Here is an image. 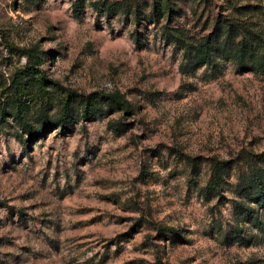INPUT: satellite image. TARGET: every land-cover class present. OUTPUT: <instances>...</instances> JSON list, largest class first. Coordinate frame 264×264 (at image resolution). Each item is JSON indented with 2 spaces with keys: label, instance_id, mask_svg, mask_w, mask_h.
<instances>
[{
  "label": "rangeland",
  "instance_id": "obj_1",
  "mask_svg": "<svg viewBox=\"0 0 264 264\" xmlns=\"http://www.w3.org/2000/svg\"><path fill=\"white\" fill-rule=\"evenodd\" d=\"M100 1L75 15L72 0H0V264H264V231L234 207L238 177L264 151V71L218 57L190 68L170 36L194 44L229 16L264 40V0H170L158 20L152 0L112 13ZM32 46L44 91L21 71ZM90 92L127 108L99 100L84 116ZM41 120L42 134L21 126ZM211 156L228 166L205 195Z\"/></svg>",
  "mask_w": 264,
  "mask_h": 264
},
{
  "label": "trees",
  "instance_id": "obj_2",
  "mask_svg": "<svg viewBox=\"0 0 264 264\" xmlns=\"http://www.w3.org/2000/svg\"><path fill=\"white\" fill-rule=\"evenodd\" d=\"M170 0H152L150 3L149 13L155 20H158L166 12H170ZM72 10L75 15L81 11L83 0H72ZM248 7V5H245ZM94 7L99 13H112L121 10L124 3L120 0H101L95 2ZM138 8H133V14L138 17ZM227 16H216L212 20V30L208 35L200 37L194 44L186 45L183 42L180 32L170 34L171 37L181 41L184 46L183 54L191 62V67L201 64L215 65V58L229 59L241 68L247 70L264 71V40L258 33L250 34L242 24ZM37 49L32 46L25 50L26 63L22 68V72L30 77L36 87V92L44 91L45 78L38 69H35L37 63ZM216 67V65L214 66ZM68 95V94H67ZM69 96V95H68ZM68 96L60 102V111L56 116V121L59 128L62 130L69 125L71 118V104ZM20 102V98L17 97ZM99 100H106L107 104H116L121 108H127V102L118 93H95L90 92L86 94L80 103V111L82 115L87 116L94 110L98 109L94 106L99 103ZM15 116L22 120V107L20 104H15ZM99 105V104H98ZM25 106V105H24ZM23 106V109L25 107ZM44 120H41L38 127H33L26 121H22L21 126L30 137L35 134H42ZM113 130H119V127L110 124ZM256 162L249 166L247 173L238 177V182L235 183L234 191L237 196L242 197L241 200L234 201V207L237 213L243 219L250 221L259 230L264 231V151L255 155ZM187 163L193 173H198L197 163L192 156L186 157ZM228 161L225 159H218L214 156L210 157L209 175L200 191L203 194H219V188L224 181V173ZM189 182L194 183L192 179ZM248 202H253L256 206H251ZM258 207V210H257ZM169 230L176 235V231L172 228ZM238 228H233L229 237H238L241 242L244 237L237 234ZM247 240V239H246Z\"/></svg>",
  "mask_w": 264,
  "mask_h": 264
}]
</instances>
